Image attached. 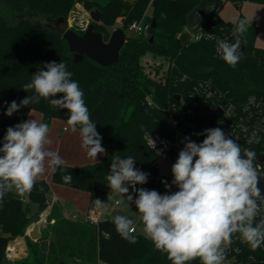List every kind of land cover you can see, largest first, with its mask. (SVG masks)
Returning <instances> with one entry per match:
<instances>
[{
	"label": "trees",
	"instance_id": "obj_1",
	"mask_svg": "<svg viewBox=\"0 0 264 264\" xmlns=\"http://www.w3.org/2000/svg\"><path fill=\"white\" fill-rule=\"evenodd\" d=\"M200 1L0 0V147L7 128L25 121L32 110L41 112L43 123L48 125L53 118L67 121V109L55 108L43 98L38 104L20 108L11 117L5 115L12 101L19 104L34 94L32 90H23L34 73L46 63L62 61L72 73L71 79L78 82L84 93L90 119L96 123L106 153L94 163L63 164L55 172L51 171V181L89 192L92 206L97 189L108 183L105 177L116 154L122 159L133 156L134 167L149 174L147 183L136 188L156 190L162 195L168 192L164 182L172 186V180L158 167L157 155L148 146L146 135L171 131V115L166 108L175 101V95L186 94L199 89L201 83L209 82L222 91L221 98L214 96L219 102H243L251 95L264 102V47L256 44V23L242 13L235 21L220 15V9L228 1L241 11L246 1L264 4V0H224L223 5L203 21L199 29L203 31L201 37L183 42L179 34ZM76 3L101 12L95 29L103 36L121 19L126 41L114 64L102 66L86 56L75 62L67 41L54 29L18 18L36 12L41 17L67 20ZM241 19L249 21L247 32L240 36L244 55L232 67L216 54V48L220 40L235 42L233 29ZM134 21L149 22V34L129 33L127 28ZM62 96L57 94L55 98ZM147 96L154 100V105H148ZM67 173L73 177L71 183L62 179ZM49 191V182L38 178L28 192L29 199L37 202L39 209H44ZM30 200H24L13 190L0 200V225L4 232L0 235V264H67L70 259L79 264H172L166 253L158 251L152 241L138 231L134 233L135 243L123 239L116 231L113 217L97 222L81 217L70 219L63 215L58 204L52 207L49 219L53 223L47 230L42 231L37 240L26 236L27 256L10 261L5 250L9 241L25 234L31 219ZM234 235L232 249L225 251V261L264 264V244L253 250L242 242L238 233ZM187 264L201 262L195 259Z\"/></svg>",
	"mask_w": 264,
	"mask_h": 264
},
{
	"label": "clouds",
	"instance_id": "obj_2",
	"mask_svg": "<svg viewBox=\"0 0 264 264\" xmlns=\"http://www.w3.org/2000/svg\"><path fill=\"white\" fill-rule=\"evenodd\" d=\"M249 21L241 19L233 29L234 43L218 41L216 51L228 65L235 67L241 59V39ZM64 62H49L32 75L23 90L34 94L12 101L5 115L11 117L22 107L40 103L41 98L58 109H67L69 116L65 131H79L81 147L90 159L106 153L102 137L84 101V93ZM63 94L61 98H55ZM53 97L52 99H49ZM79 126V129L78 127ZM50 128L36 119L22 121L6 130L0 147V200L15 189L23 194L30 191L46 170L55 172L65 161L57 151L49 149ZM205 139L196 143L185 137L184 147L172 165V185L178 190L160 194L156 190L136 188L148 180V173L134 167V157L121 158L114 154L109 174L105 177L112 192L121 194L115 200L119 206L125 200L134 203L143 231L158 251L167 254L172 264H187L199 259L201 264H225V249L234 234L253 250L264 244V217L256 222L264 206V196L258 187L261 174L254 167L256 153L243 149L225 135L221 128L206 129ZM149 144L155 148L151 135ZM71 183L70 173L62 177ZM165 183L166 189L171 185ZM129 187L135 194H129ZM127 198L125 199V195ZM97 208L110 203L95 199ZM117 233L131 243L136 242L135 221L124 215L113 217Z\"/></svg>",
	"mask_w": 264,
	"mask_h": 264
},
{
	"label": "built area",
	"instance_id": "obj_3",
	"mask_svg": "<svg viewBox=\"0 0 264 264\" xmlns=\"http://www.w3.org/2000/svg\"><path fill=\"white\" fill-rule=\"evenodd\" d=\"M150 24L145 21H134L127 28L132 34H149ZM203 31H198L192 39H199ZM216 54L219 55L216 51ZM211 83H201L199 89L188 93L177 94L178 99L169 105L166 110L171 115L172 129L168 133L152 132L146 135L148 146L157 156H170L176 162L179 152L183 149V140L189 137L196 143H202L205 139L203 133L206 129L221 128L226 136L233 138L243 149H250L256 153L253 161L258 172L264 171V102L255 95L247 97L245 101L229 100L218 101L214 96L221 98L222 91L212 87ZM222 100V99H219ZM148 105H154V100L146 97ZM221 108L222 115L213 120L212 115ZM155 142V148L149 144L150 137ZM127 195V194H126ZM264 217V206L256 218V222ZM135 226V225H134ZM136 228V226H135ZM137 231V229H136ZM135 231V232H136ZM233 235L232 239H235ZM232 244L226 247L230 251ZM19 250L16 246L8 245L5 250L7 259H13ZM230 261H225V264Z\"/></svg>",
	"mask_w": 264,
	"mask_h": 264
},
{
	"label": "rangeland",
	"instance_id": "obj_4",
	"mask_svg": "<svg viewBox=\"0 0 264 264\" xmlns=\"http://www.w3.org/2000/svg\"><path fill=\"white\" fill-rule=\"evenodd\" d=\"M208 1L209 0H201L198 3L199 7L204 5V4H206V3H208ZM217 1L215 3H217ZM219 1H220L219 4H215V3H211V2L209 3V5H212L211 7H213L212 8L213 11L219 9L220 6L222 5L223 0L222 1L219 0ZM215 5H218V6L215 8ZM206 7H208V6H206ZM262 8H264V7H262L261 5H258V6H255V4L252 5V11L255 12L256 15L259 17V26L261 27V31H259V35H258V39H257L258 46H260V47H264V10ZM94 9H96V8H88V7H85L83 5V3H76L72 7V9H71V11H70V13H69V15L67 17V21H68L69 27L72 28L75 31H85L87 26L91 22H93L92 18L90 16V11L94 10ZM193 9H195V8H193ZM221 9L222 10H220V11H222V13L225 14L226 16H231L233 14L236 15L237 13L240 12V10L231 1L226 2ZM149 13H150V11H149ZM190 14H191V16H190L189 23L187 24V26L184 29V31H182V33L179 34V36L181 38L187 37L191 32H193V29L198 27L197 25H199V23H200L199 19H197V18L193 20V18L196 17V15L194 17V10H192L190 12ZM99 22H96V23H99ZM121 25H122V22H121V19L119 18L117 20V22L110 27V33L107 34L106 36H104L105 39L108 40L110 38L112 30L115 29V28L121 27ZM156 60H160V58H156ZM147 66L149 68L148 64H147ZM34 113H36V110H32L31 111L29 120L32 119V116H33ZM56 122H62L61 123L62 126H64V125L67 126V121L63 122V119L53 118L52 121L49 124V128H50L49 138H51L50 137L51 134H55V132H57L56 125H55ZM51 141H52V139H51ZM157 162H158V167L160 168V170L165 175L169 176L171 180H173L174 177H173L171 168H172V165L175 163L174 159L172 157H170V156H157ZM39 178H45V177H44V175H42ZM51 184L53 185L55 183L52 182ZM55 186L57 188H60V190L64 189L65 190L64 191L65 195L69 194L67 190H70L69 192H72V190H78V189H76L74 187L67 186V185H62V184H57V183H56ZM177 190H178V188L175 185H172L171 188L169 189L168 193L170 194V193L175 192ZM15 192L18 193L17 191H15ZM95 193L97 194L96 199L98 198L104 203H110V206L107 207V208H98L99 210H103L105 212V214L109 215L110 217H114L116 215H124V216H127V217L131 218L134 215H137V216L139 215L134 203H130L129 204V202L125 200L119 206L115 205V200L122 199V196H121V194L116 193V192L112 193L110 187L107 184H105L104 187H102L100 189H97V191ZM110 193H112V194L110 195ZM18 194L21 197H23L24 200H30L29 199L30 195L28 193L24 192L23 195L21 193H18ZM129 194H132L133 195V199H135V194L132 192L131 187H129ZM124 198L126 199L127 195H125ZM60 201L61 202H65V197H61ZM54 204H58L60 206V208L63 211V215L65 216L64 209H65L66 205L61 204V203H59L57 201H54L52 198H50L49 193L47 194V205H46V207L44 209H39L37 202H35L33 200H30L29 212H30V215H31V219H30V222L27 224L25 234L23 236L15 237L13 240L9 241V243H8V245L16 246L18 248V250H19V253L13 259H8V260L15 261V260H19V259H22V258L27 256L28 248H27L26 236H28L31 240H33L30 237L29 232L32 230V228L35 225L38 226L40 233L42 231H44V230H47L48 226L53 223V220H50L49 216H50V213L52 211V207H53ZM76 218H78V216L74 217V219H76ZM81 218H85L86 219V217H81ZM136 224H137V228H138V233H141L144 236H146L144 231H143L142 222L138 220L136 222ZM0 235H3V229L1 227V225H0ZM67 264H79V262H74L73 260L70 259L67 262ZM226 264H228V263H226Z\"/></svg>",
	"mask_w": 264,
	"mask_h": 264
},
{
	"label": "crops",
	"instance_id": "obj_5",
	"mask_svg": "<svg viewBox=\"0 0 264 264\" xmlns=\"http://www.w3.org/2000/svg\"><path fill=\"white\" fill-rule=\"evenodd\" d=\"M216 1L217 0H209L208 3H206L200 7H199V4L196 5V7H194L195 8V9H193L194 10V17H195V15H196V17L193 18V20L197 18V19H199L200 23H199V25H197L198 27L193 29V32H191L187 37L181 38L179 36V38L183 42H186V41L192 39L193 35L199 31L203 21L213 12V10H212L213 7H211L212 5H209V3L210 2L215 3ZM223 2H224V0H223ZM223 2H222V5H223ZM219 3H220V1L218 0L217 3H215V4H219ZM252 3L255 4V6L261 5L262 7H264V4L246 1L243 3L241 11L239 13H237L236 15L233 14L231 16H226L225 14L222 13V11H220V15L226 20L235 21L238 18V16L240 15V13H242L249 20L254 21L256 23L257 28H258V35H259V31H261V27L259 26V17L256 15L255 12L252 11V5H253ZM206 6H208V7H206ZM217 6L218 5H215V8ZM262 9L264 10V8H262ZM220 10H222V9H220ZM190 16H191V14H189V17H188V23L190 21ZM258 35H257V39H258ZM257 39H256V44L258 45ZM30 114H31V112L29 113L26 120H29ZM32 119H36L37 121L43 123L42 114H41V112H39L37 110H36V113L33 114ZM64 121L65 120H63V122ZM61 123L62 122H56L55 123L57 132H55V134H51L50 139H52V143L48 147L50 150L57 151L59 153V155L65 161L64 164L84 165V164H88V163H94V162L99 161L100 159L103 158L104 154H99L97 156L96 160L90 159L87 156L86 151L84 149H82V147H81L82 141H81L79 131H77L75 133L71 132L70 130L65 131V128L68 126H66V125L62 126ZM78 129H79V127H78ZM44 177H45L44 179H47L48 182L50 181L49 182V184H50V191H49L50 198H52L54 201H57L61 204L66 205V207L64 209V214H65L66 218L74 219V217H77V216L78 217H86L87 220L97 222L100 219L110 217L109 215L105 214V212L103 210H99L95 206V203H93V205L90 206L91 196H90L89 192L79 190V189L78 190H72V192H69L70 190H67L69 194L65 195V193H64L65 190L63 188H62L63 190H60V188H57L55 186L56 183L53 185L51 184L52 181H51V170L50 169L46 170ZM100 188H102V187H100ZM13 191H16V190L13 189ZM28 192L29 191H26V193H28ZM112 193H110V195ZM95 195L96 196H94V202H95V199L97 197L96 193H95ZM61 197H65V202L60 201ZM134 217L137 218L138 216L134 215L131 218L133 219ZM134 221H135L136 229L138 231L137 224H136L138 219H135Z\"/></svg>",
	"mask_w": 264,
	"mask_h": 264
},
{
	"label": "water",
	"instance_id": "obj_6",
	"mask_svg": "<svg viewBox=\"0 0 264 264\" xmlns=\"http://www.w3.org/2000/svg\"><path fill=\"white\" fill-rule=\"evenodd\" d=\"M92 21L86 28L83 34H78L75 30L69 27L68 21L64 17L53 19L47 16L41 17L36 12L27 13L18 16L19 19H30L37 26L54 29L68 43L69 51L72 54L73 60L78 62L85 56L97 62L102 66H110L119 59L120 50L126 41V32L122 27L112 30L110 38L104 39L103 34L95 29V23L101 20V12L98 9L90 11ZM155 23H152L154 26ZM152 40V37L150 38ZM241 56L244 55V49L241 48ZM50 97L49 99H52ZM178 99L179 96L175 95ZM47 104L48 101H47ZM222 115L221 108H218L212 115L213 120L218 119ZM260 183L258 187L261 189V195L264 196V171L259 172ZM136 219V217H134ZM133 218V221L135 220ZM33 240L40 237L39 228L35 225L29 232Z\"/></svg>",
	"mask_w": 264,
	"mask_h": 264
}]
</instances>
